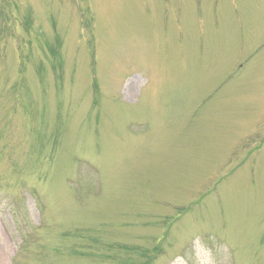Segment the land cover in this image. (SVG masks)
Wrapping results in <instances>:
<instances>
[{"label":"rangeland","instance_id":"1","mask_svg":"<svg viewBox=\"0 0 264 264\" xmlns=\"http://www.w3.org/2000/svg\"><path fill=\"white\" fill-rule=\"evenodd\" d=\"M156 243L264 264V0H0V264Z\"/></svg>","mask_w":264,"mask_h":264},{"label":"trees","instance_id":"2","mask_svg":"<svg viewBox=\"0 0 264 264\" xmlns=\"http://www.w3.org/2000/svg\"><path fill=\"white\" fill-rule=\"evenodd\" d=\"M165 239H166V236L163 234L161 239H159L157 241L162 240L161 242H163ZM92 241L94 242L95 240H92ZM78 246H79V248H82V250H83L84 248L89 247L90 245L81 244ZM118 247H120L119 250L123 253L124 256H126L129 259L131 264H153L156 260V257L160 253L163 252L162 243H156V245H154V247H152L150 249L141 248V247L132 246V245H121ZM73 253H76L78 255L81 252H79V251L75 252L73 250Z\"/></svg>","mask_w":264,"mask_h":264}]
</instances>
